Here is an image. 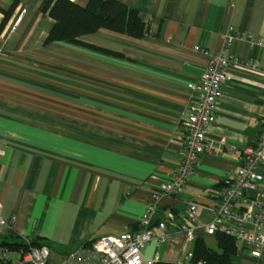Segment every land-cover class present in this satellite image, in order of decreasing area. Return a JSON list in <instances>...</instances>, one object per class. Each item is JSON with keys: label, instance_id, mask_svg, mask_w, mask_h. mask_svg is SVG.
I'll return each mask as SVG.
<instances>
[{"label": "crops", "instance_id": "0c3cea01", "mask_svg": "<svg viewBox=\"0 0 264 264\" xmlns=\"http://www.w3.org/2000/svg\"><path fill=\"white\" fill-rule=\"evenodd\" d=\"M41 1L0 0L3 8L15 3L0 29V203L2 216L15 218L0 230V248L15 256L5 252L0 264L18 258L5 242L38 239L59 264L76 245L138 228L152 192L178 164L180 122L208 62L196 46L256 62L258 69L227 68L206 133L211 148L180 192L160 198L156 219L172 215L170 235L142 254L157 252L155 264H177L193 247L182 226L219 251L204 225L264 119V44L236 39L224 49V36L231 25L264 40V0H119L138 11L147 33L135 38L99 29L80 37L95 48L46 44L54 21L41 16ZM258 171L264 175V162ZM189 204L196 206V223L186 218ZM236 244L230 264H264V243L259 256Z\"/></svg>", "mask_w": 264, "mask_h": 264}, {"label": "built area", "instance_id": "2783aa9c", "mask_svg": "<svg viewBox=\"0 0 264 264\" xmlns=\"http://www.w3.org/2000/svg\"><path fill=\"white\" fill-rule=\"evenodd\" d=\"M24 12V10H22ZM22 13L17 21L21 19ZM224 49L238 40L264 44L249 34L237 32L231 25L225 33ZM208 62L193 88L194 105L182 118V145L178 164L170 177L152 192L145 210L140 216L139 226L135 230H124L118 235H101L89 244H79L70 249L59 264H155L159 259L157 252L152 257L142 254L143 248L156 240L164 242L170 235L167 230L170 214L156 219L158 202L162 197L177 194L194 175L199 156L210 150L212 141L207 137V129L215 120V109L222 95V86L229 79L227 68L230 65H243L258 69L253 61H240L223 52H208L199 46ZM225 143L224 139L220 140ZM264 162V119L257 141L252 146L243 148V160L232 177L225 181L217 191V202L211 207V219L204 225L207 234L222 233L240 241L250 248L252 256H259L264 235V175L258 166ZM196 206L189 204L186 218L196 223ZM15 218L6 219L1 214L0 230L11 228ZM186 240L195 239L193 227H183ZM18 258L9 260V264H48L51 250L48 245L30 246L27 250L19 249ZM3 251L2 258H5ZM192 257L189 250L177 259V264H186Z\"/></svg>", "mask_w": 264, "mask_h": 264}, {"label": "trees", "instance_id": "16d2710c", "mask_svg": "<svg viewBox=\"0 0 264 264\" xmlns=\"http://www.w3.org/2000/svg\"><path fill=\"white\" fill-rule=\"evenodd\" d=\"M14 8L15 3L7 8L0 6V12L3 13L0 29L11 16ZM38 10L42 17H49L54 21L45 39L46 44L64 41L95 48L81 41L80 37L94 33L99 29H107L141 38L147 33L148 28L137 10L119 0H88L85 5H80L73 0H42ZM214 236L219 251L209 248L202 239L195 238L191 249L192 257L186 264H230L231 255L238 250L237 241L222 233H216ZM92 241L93 239L83 244H89ZM43 244L46 243L33 239L26 242H5L1 245L8 250L17 251L21 248L27 250L30 246Z\"/></svg>", "mask_w": 264, "mask_h": 264}, {"label": "rangeland", "instance_id": "374dc122", "mask_svg": "<svg viewBox=\"0 0 264 264\" xmlns=\"http://www.w3.org/2000/svg\"><path fill=\"white\" fill-rule=\"evenodd\" d=\"M8 250V249H7ZM18 251V250H17ZM16 251V252H17ZM6 253H7V256H9V257H14L15 255H13V254H10V253H8L7 251H5ZM1 255H2V250H1V248H0V259H1ZM56 254L54 253V252H51L50 253V257H49V261H48V264H52L53 262H59L58 261V259H56V256H55Z\"/></svg>", "mask_w": 264, "mask_h": 264}]
</instances>
